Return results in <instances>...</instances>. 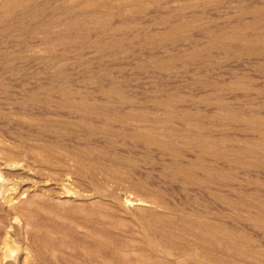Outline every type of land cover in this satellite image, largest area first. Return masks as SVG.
<instances>
[{"label":"rangeland","instance_id":"1","mask_svg":"<svg viewBox=\"0 0 264 264\" xmlns=\"http://www.w3.org/2000/svg\"><path fill=\"white\" fill-rule=\"evenodd\" d=\"M7 1L0 264H264V0Z\"/></svg>","mask_w":264,"mask_h":264},{"label":"bare ground","instance_id":"2","mask_svg":"<svg viewBox=\"0 0 264 264\" xmlns=\"http://www.w3.org/2000/svg\"><path fill=\"white\" fill-rule=\"evenodd\" d=\"M11 1H13V0H10V3H11ZM14 1H16V3H17V1L19 2V0H14ZM7 2H8V1H7ZM22 2H23V1H22ZM8 3H9V2H8ZM10 3H9V4H10ZM13 3H15V2H12L11 4L14 5ZM20 4H21V3H20ZM9 6H10V5H9ZM14 6H15V5H14ZM14 6H13V7H14ZM16 7H17V6H16ZM243 12H244V11H243ZM246 12H247V11H246ZM248 12H249V11H248ZM255 14H256V13H255ZM248 16H249V15H248ZM262 21H263V20H262ZM192 22H194V21H192ZM166 23H167V22H166ZM181 24H182V23H181ZM174 25H175V24H174ZM183 25H184V24H183ZM171 26H173V25L171 24ZM191 26H192V25H191ZM193 26H194V25H193ZM244 26H245V25H244ZM240 27H241V26H240ZM245 27H246V26H245ZM255 27H256V26H255ZM172 28H174V27H172ZM176 28H177V27H176ZM184 28H185V27H184ZM184 28H183V30H184ZM119 29H120V28H119ZM121 29H122V28H121ZM240 29H241V28H240ZM240 29H239V30H240ZM242 29H243V28H242ZM248 29H249V28H248ZM177 30H178V29H177ZM113 31H114V30H113ZM180 31H181V29H180ZM249 31H250V30H249ZM169 32H171V31H169ZM169 32H168V33H169ZM171 34H172V33H171ZM175 34H178V33H175ZM217 37H218V36H217ZM222 38H223V37H222ZM224 38H225V37H224ZM211 39H212V38H211ZM214 39H215V37H214ZM220 39H221V38H220ZM218 40H219V38H218ZM158 41H160V40H158ZM221 41H222V40H221ZM248 41H249V40H248ZM224 42H225V41H224ZM262 42H263V41H262ZM159 43H160V42H158V44H159ZM212 43H213V42H212ZM160 44H161V43H160ZM213 44H215V43H213ZM262 44H263V43H262ZM224 45H225V44H224ZM213 47H214V46H213ZM217 47L220 48L221 46H217ZM217 47H214V49L217 48ZM263 47H264V46H263ZM210 48H211V47H210ZM210 48H209V49H210ZM221 48H222V47H221ZM226 48H227V47H226ZM226 48H225V49H226ZM207 49H208V48H207ZM207 51H208V50H207ZM181 56H182V55H181ZM183 56H184V55H183ZM183 56H182V57H183ZM186 56H188V55H186ZM251 56H252V55H251ZM179 57H180V56H179ZM173 58H174V57H173ZM185 58H186V57H185ZM179 59H180V58H179ZM183 59H184V57H183ZM166 60H167V59H166ZM173 60H174V59H173ZM159 61H160V60H159ZM176 61H177V60H176ZM161 62H162V60H161ZM166 63H167V62H166ZM163 64H165V63H163ZM165 65H166V64H165ZM160 66H161V65H160ZM167 66H168V65H167ZM165 67H166V66H165ZM165 67H164V68H165ZM238 80H239V79H238ZM237 83H238V82H237ZM242 83H243V82H242ZM115 86H116V85H115ZM241 86H242V85H241ZM117 87H119V86H117ZM113 88H114V87H113ZM113 88H111V89H113ZM120 89H121V88H120ZM113 90H114V89H113ZM121 90H122V89H121ZM236 90H237V89H236ZM116 91H117V90H116ZM63 92H64V90H63ZM117 92H118V91H117ZM117 92H116V95H118ZM121 92H122V91H121ZM114 93H115V91H113V94H114ZM119 95H120V94H119ZM112 96H113V95H112ZM123 97H124V95L121 96V100H122ZM118 98H120V97H118ZM125 98H127V97H125ZM127 99H128V98H127ZM83 100H84V99H83ZM129 100L132 101L131 99H129ZM218 100H219V99H218ZM69 101H70V100H69ZM69 101H68V102H69ZM168 102H169V101H168ZM168 102H164V101H163V103L166 104V105H165L166 108L170 109V108H171V105H172V102H171L170 104H169ZM124 103H125V102H124ZM124 103H122V104H124ZM128 103H129V102H128ZM130 103H131V102H130ZM158 103H159V102H158ZM167 103H168L169 105H167ZM219 103H220V102H219ZM79 104H81V103H79ZM82 104H83V103H82ZM87 104H88V103H87ZM133 104H135V103H133ZM161 104H162V103H161ZM67 105H68V103H67ZM69 105H70V103H69ZM83 105H84V104H83ZM128 105H129V104H128ZM155 105H156V104H155ZM157 105H158V104H157ZM221 105H222V104H221ZM75 106H76V105H75ZM160 106H162V105H160ZM160 106H159V107H160ZM165 106H164L163 108H165ZM219 106H220V105H219ZM86 107H87V105H86ZM94 107H95V106H94ZM96 107H97V106H96ZM96 107H95V108H96ZM174 107H175V106H174ZM174 107L171 108V110H173ZM221 107H223V105H222ZM69 108H70V107H69ZM71 108H73V107H71ZM78 108H79V107H78ZM81 108H82V107H81ZM81 108H80V109H81ZM82 109H83V108H82ZM92 109H93V108H92ZM168 109H165V111H171V110H168ZM222 109H223V108H222ZM224 109H225V108H224ZM74 110H76V109H74ZM77 110H79V109H77ZM84 110H86V109H84ZM94 110H95V109H94ZM99 110H100V108H99ZM99 110H96V111H99ZM134 110H135V109H134ZM82 111H83V110H82ZM87 111H88V109H87ZM96 111H95V112H96ZM132 111H133V110H132ZM132 111H131V113H132ZM223 111H225V110H223ZM223 111H222V112H223ZM172 112H173V111H172ZM228 112H229V111H228ZM230 112H231V111H230ZM138 113H139V112H138ZM138 113H137V114H138ZM232 113H233V112H232ZM132 114H133V116L129 115V116H131V118L134 117V113H132ZM140 114H141V110H140ZM168 114H169V113H168ZM170 114H171V113H170ZM170 114H169V115H170ZM221 114H222V113H221ZM143 115H144V113H143ZM171 115H172V114H171ZM227 115H230V114L227 113L226 116H227ZM243 115H244V114H242V116H243ZM121 116H122V115H121ZM136 116H137V115H136ZM138 116H139V114H138ZM224 117H225V116H224ZM224 117H223V118H224ZM229 117H230V116H229ZM238 117H239V115H238ZM120 118H121V117H120ZM129 118H130V117H129ZM138 118H139V117H138ZM243 118H244V117H243ZM243 118H242V119H243ZM247 118H248V116H247ZM118 119H119V117H118ZM122 119H124V117H123ZM122 119H121V120H122ZM143 119H144V118H143ZM145 119H146V118H145ZM227 119H228V118H227ZM248 119H249V118H248ZM240 120H241V119H240ZM250 120H251V119L248 120V123H250V122H249ZM253 120H254V119L252 118L251 121H253ZM257 120H258V119H257ZM260 120H261V119H260ZM126 121H127V120H126ZM235 121H236V120H235ZM254 121H255V120H254ZM124 122H125V120H124ZM132 122H133V121H132ZM237 122H241V121H237ZM255 122L257 123V121H255ZM255 122H254V123H255ZM241 123H243V122H241ZM245 123H246V122H245ZM258 123H259V121H258ZM261 123H262V122H261ZM252 124H253V123H252ZM166 125H167V124H166ZM256 125H258V124H256ZM256 125H254V126L256 127ZM263 125H264V123H262V126H263ZM260 126H261V125H259V127H260ZM250 127H251V126H250ZM263 127H264V126H263ZM52 128H53V127H52ZM98 128H99V127H98ZM132 128H134V127H132ZM252 128H253V127H252ZM261 128H262V127H261ZM261 128H260V129H261ZM53 129H54V128H53ZM91 129H92V128H91ZM103 129H104V128H103ZM134 129H135V128H134ZM257 129H258V128H257ZM104 130H105V129H104ZM130 130H131V129H130ZM135 130H136V129H135ZM251 130H252V129H251ZM262 130L264 131L263 128H262ZM97 131H98V130H97ZM108 131H109V130H108ZM112 131H113V130H112ZM131 131H132V130H131ZM145 131H146V130H145ZM253 131H254V132H253ZM253 131H252V133H255V130H253ZM259 131H260V130H259ZM62 132H63V131H62ZM113 132H114V131H113ZM148 132H149V131H147L146 133H148ZM261 132H262V131H261ZM127 133H128V132H127ZM143 133H144V132H143ZM146 133H145V134H146ZM245 133H246V132H245ZM262 133H263V132H262ZM110 134H111V133H110ZM110 134H109V135H110ZM137 134H138V133H137ZM145 134H144V135H145ZM149 134H151V136H154V135H152V132H151V133H148V136L150 137ZM163 134H164V133H163ZM114 135H116V134H114ZM262 135H263V136L260 135V137H262V139H261V140H262V143H261V144L263 145V144H264V134H262ZM141 136H142V135H141ZM146 136H147V135H145V138H146ZM112 137H113V136H112ZM139 137H140V136H139ZM154 137H155V136H154ZM188 137H189V136H188ZM136 138H137V137H136ZM142 138H143V137H142ZM189 138H190V137H189ZM253 138H254V137H253ZM109 139H110V138H109ZM138 139H139V138H138ZM146 139H147V138H146ZM258 139H259V138H258ZM153 140H154V139H153ZM164 140H165V139H164ZM167 140H168V139H167ZM170 140H171V139H170ZM170 140H169V141H170ZM172 140H173V138H172ZM172 140H171V141H172ZM212 140H213V139H212ZM215 140H216V139H215ZM221 140H223V139H221ZM221 140H220V142H221ZM202 141H203V139H202ZM216 141H217V140H216ZM224 141H225V140H224ZM141 142H142V141H141ZM153 142H154V141H153ZM197 142H199V141H197ZM203 142H204V141H203ZM206 142H208V141H206ZM250 142H251V141H250ZM250 142H249V143H250ZM189 143H191V142H189ZM200 143H201V142H200ZM200 143H198V144H200ZM218 143H219V142H218ZM223 143H224V142H223ZM251 143H252V146H254V145H253V142H251ZM251 143H250V144H251ZM163 144H164V143H162V145H163ZM173 144H175V143H173ZM208 144H209V143H208ZM213 144H214V143H213ZM250 144H248V145H250ZM162 145H161V146H162ZM186 145H187V144H186ZM193 145H194V144H193ZM203 145H206V144L203 143ZM218 145H219V144H218ZM248 145H247V146H248ZM262 145H261V146H262ZM171 146H172V145H171ZM214 146H215V145H214ZM222 146H223V145H222ZM247 146H246V147H247ZM250 146H251V145H250ZM261 146H260V147H261ZM150 147H151V146H150ZM153 147H154V145H153ZM155 147H156V146H155ZM263 147H264V146H262V147L260 148V150H261V152H262V149H263V153H264V148H263ZM161 148H162V147H161ZM164 148H165V147H164ZM170 148H171V147H170ZM190 148H191V147H190ZM196 148H197V147H196ZM247 148H248V147H247ZM177 149L179 150L178 146H177ZM191 149H192V148H191ZM245 149H246V148H245ZM252 149H253V148H252ZM254 149H255V148H254ZM168 150H169V148H168ZM198 150H199V149H198ZM215 150H216V149H215ZM235 150H236V149H235ZM243 150H244V149H243ZM248 150H249V148H248ZM172 151H173V150H171V152H172ZM175 151H177V150H175ZM206 151H207V149H206ZM211 151H213V150L211 149ZM217 151H218V150H217ZM222 151H223V150H222ZM222 151H221V152H222ZM224 151H225V150H224ZM238 151H239V150H238ZM241 151H242V150H241ZM249 151H250V150H249ZM253 151H254V150H253ZM253 151H252V152H253ZM255 151H256V150H255ZM179 152H180V151H179ZM201 152H202V151H201ZM204 152H205V151H204ZM215 152H216V151H215ZM250 152H251V151H250ZM206 153H207V152H205V154H206ZM231 153H232V151H231ZM233 153H235V151H234ZM248 153H249V152H248ZM93 154H94V153H93ZM203 154H204V153H203ZM224 154H225V153H224ZM229 154H230V152H229ZM229 154H228V155H229ZM242 154H243V153H242ZM245 154H246V153H245ZM254 154H255V153H254ZM174 155H175V154H174ZM215 155H216V154H215ZM80 156H81V155H80ZM85 156H86V155H85ZM200 156H201V154H200ZM203 156H204V155H203ZM217 156H219V155H217ZM237 156H238V153H237ZM245 156L249 157L248 155H243V158H244ZM250 156H251V155H250ZM254 156H255V155H254ZM78 157H79V156H78ZM94 157H95V156H94ZM170 157H171V155H170ZM174 157L177 158L176 156H174ZM223 157H224V156H223ZM238 157H239V156H238ZM240 157H241V156H240ZM261 157H262V156H261ZM263 157H264V156H263ZM218 158H220V157H218ZM221 158H222V157H221ZM226 158H227V157H226ZM228 158H229V157H228ZM252 158H253V156H252L251 158L249 157V159H251V160H252ZM78 159H79V158H78ZM87 159H88V158H87ZM207 159H209V158H207ZM240 159H242V158H240ZM246 159H247V158H246ZM249 159H247V160H249ZM82 160H83V159H82ZM82 160H81V161H82ZM181 160H182V159H181ZM199 160H200V159H199ZM199 160H197V161H199ZM209 160H210V159H209ZM230 160H231V159H230ZM233 160H234V159H233ZM235 160H238V159H235ZM235 160H234V161H235ZM247 160H246V161H247ZM83 161H84V160H83ZM194 161H195V160H194ZM194 161H193V162H194ZM214 161H215V160H214ZM239 161H240V160H239ZM244 161H245V159L243 160V162H244ZM246 161H245L244 163H246ZM249 161H250V160H249ZM183 162H184V161H183ZM201 162H203V161H201ZM224 162H225V160H224ZM261 162H262V161H261ZM261 162H260V163H261ZM85 163H86V161H85ZM248 163H249V162H248ZM252 163H253V162H252ZM255 163H257V161H256ZM255 163H254V166H255ZM260 163H258V164H260ZM82 164H83V163H82ZM170 164L172 165L173 163H170ZM194 164H196V163H194ZM234 164H236V163H234ZM238 164H239V163H238ZM242 164H243V163H242ZM246 164H247V163H246ZM249 164H250V163H249ZM178 165H180V164H178ZM209 165H211V164L209 163ZM213 165H214V164H213ZM239 165H241V164H239ZM239 165H238V166H239ZM244 165H245V164H244ZM187 166H188V165H187ZM191 166H192V165H191ZM203 166H204V165H203ZM203 166H202V167H203ZM216 166H217V165H216ZM246 166H247V165H246ZM87 167H88V166H87ZM171 167H172V166H171ZM185 167H186V166H185ZM226 167H227V166H226ZM249 167H250V166H249ZM252 167H253V165H252ZM263 167H264V166H263ZM263 167H262V168H263ZM172 168H173V167H172ZM174 168H175V166H174ZM181 168H182V167H181ZM194 168H195V167H194ZM197 168H198V167H197ZM197 168H196V169H197ZM242 168H243V167H242ZM246 168H247V167H246ZM166 169H167V168H166ZM178 169L181 170L180 168H178ZM196 169H195V170H196ZM202 169H203V168H202ZM211 169H212V167H211ZM213 169L215 170L216 168H213ZM220 169H221V168H220ZM231 169H232V168H231ZM247 169H248V168H247ZM253 169H256V166H255V168H253ZM184 170H185V169H184ZM186 170H187V169H186ZM186 170H185V171H186ZM198 170H199V169H198ZM216 170H217V169H216ZM260 170H261V169H260ZM263 170H264V169H263ZM185 171H184V173H186ZM190 171H191V170H190ZM257 171H258V170H257ZM174 172H175V171H174ZM187 172H188V171H187ZM196 172H198V171H196ZM196 172H195V173H196ZM199 172H200V171H199ZM204 172H205V171H204ZM260 172H261V171H260ZM171 173H172V172H171ZM178 173H179V172H178ZM182 173H183V171H182ZM188 173H189V172H188ZM192 173H193V172H192ZM201 173H202V172H201ZM173 174H174V173H173ZM175 174H176V173H175ZM179 174H181V173H179ZM198 174H199V173H198ZM216 174H217V173H216ZM219 174H220V173H219ZM185 175L189 176V174H187V173H186ZM190 175H191V174H190ZM210 175H211V174H210ZM179 176H180V175H179ZM191 176H192V175H191ZM193 176H194V175H193ZM195 176H196V175H195ZM177 177H178V176H177ZM207 177H208V176H207ZM210 177H211V176H210ZM217 177H219V176L217 175ZM228 177H229V176H228ZM181 178H182V177H181ZM185 178H186V177H185ZM213 178H214V177H213ZM215 179H216V178H215ZM215 179H214V180H215ZM223 179H224V178H223ZM230 179H232V178H230ZM186 180H187V179H186ZM199 180H200V179H199ZM228 180H229V179H228ZM201 181H203V180H201ZM220 181H221V180H220ZM229 181H230V180H229ZM235 181H236V180H235ZM254 181H255V180H254ZM194 182H195V181H194ZM207 182H209V181H207ZM256 182H257V181H256ZM262 182H263V181H262ZM205 183H206V181H205ZM251 183H252V182H251ZM254 183H255V182H254ZM190 184H191V182H190ZM196 184H198V183L196 182ZM212 184H213V183H212ZM262 184H263V183H262ZM262 184H261L260 186H263ZM233 185H234V184H233ZM249 185H250V184H249ZM251 186H253V185L251 184ZM256 186H257V185H256ZM232 188H233V187H232ZM235 188H236V187H235ZM262 188H263V187H262ZM253 191H254V190H253ZM255 191H256V190H255ZM255 191H254V192H255ZM263 192H264V191H263ZM243 196H244V195H243ZM247 196H248V195H247ZM218 197H219V196H218ZM222 198H224V197L222 196ZM226 198H227V197H226ZM241 198H242V197H241ZM239 199H240V198H239ZM247 199H248V198H247ZM218 200H219V199H218ZM228 200H229V199H228ZM228 200H227V201H228ZM261 200H262V199H261ZM221 201H222V200H221ZM224 201H225V200H224ZM253 201H254V200H253ZM263 201H264V200H263ZM238 202H239V201H238ZM238 202H237V203H238ZM256 202H257V201H256ZM247 203H248V202H247ZM263 203H264V202H263ZM229 204H230V203H229ZM234 204H235V203H234ZM241 204H242V203H241ZM255 204H256V203H255ZM260 204H261V203H260ZM237 205H238V204H237ZM250 205H251V204H250ZM258 205H259V204H258ZM235 206H236V205H235ZM243 206H244V205H243ZM261 206H262V205H261ZM263 206H264V205H263ZM236 207H237V206H236ZM236 207H235V208H236ZM239 207H240V206H239ZM247 207H248V206H247ZM240 208H241V207H240ZM249 208H250V207H249ZM252 208H253V207H252ZM250 209H251V208H250ZM254 209H255V208H254ZM256 209H257V207H256ZM246 210H247V209H246ZM248 211H249V210H248ZM246 212H247V211H246ZM250 212H251V211H250ZM252 212H253V211H252ZM252 212H251V213H252ZM263 214H264V213H263ZM260 215H261V214H260ZM260 215H259V216H260ZM253 216H254V215H253ZM250 217H251V216H250ZM261 217H262V216H261ZM248 218H249V217H248ZM254 218H255V217H254ZM258 219H260V218H258ZM261 219H262V218H261ZM252 220H253V219H252ZM254 220H255V219H254ZM261 222H262V220H261ZM203 226H204V225H203ZM208 227H209V226H208ZM213 228H214V227H213ZM205 229H206V228H205ZM207 229H208V228H207ZM215 229H216V228H215ZM208 230H209V229H208ZM224 230H225V229H224ZM201 231H202V230H201ZM209 231H210V230H209ZM214 231H215V230H214ZM204 232H205V231H204ZM211 232H212V231H211ZM225 232H226V231H225ZM214 238H215V237H214ZM220 238H221V237H220ZM199 239H200V238H199ZM228 239H229V238H228ZM224 241H225V240H224ZM201 242H202V241H201ZM219 242H221L220 239H219ZM228 242H229V247H227V244H228V243H227V244H224L225 246H223V243H226V242H223V243H222V246H223V247H226V250H227V248H233V247L235 246V245H234L233 247H230V242L232 243V241H228ZM206 243H207V242H206ZM236 243H237V242H236ZM240 243H241V242H240ZM241 244H242V243H241ZM236 245H238V244H236ZM239 245H240V244H239ZM244 245H245V244H244ZM244 245H243V246H244ZM218 246H220L219 243H218ZM222 246H220V248H221ZM231 246H232V245H231ZM213 247H214V246H213V244H212V248H213ZM235 247H236V246H235ZM245 247H246V246H245ZM245 247H244V248H245ZM236 248H239V247H236ZM241 248H242V245H241ZM214 250H215V247H214ZM228 250H230V249H228ZM238 250H239V249H238ZM238 250L235 249V251H236L235 253H237ZM230 251H231V250H230ZM230 251H229V252H230ZM232 251H234V250H232ZM239 251H240V250H239ZM239 251H238V253H239ZM245 251L247 252L246 249H245ZM253 251H254V250H253ZM257 251H258V250H257ZM240 252H243V254H244V250H243V248H242V250H241ZM258 252H259V251H258ZM211 253H212V252H211ZM225 253H226V252H225ZM231 253H232V252H231ZM231 253H230V254H231ZM238 253H237V254H238ZM262 253H263V252H262ZM206 254H207V253H206ZM246 254H247V253H246ZM250 254H251V253H250ZM250 254H249V255H250ZM213 255H214V254H213ZM226 255H227V254H226ZM240 255H242V254H240ZM252 255H253V254H252ZM215 256H216V255H215ZM227 256H228V255H227ZM229 256H231V255H229ZM204 257H205V256H204ZM243 257H244V256L242 255V258H243ZM252 257H260V256H255V254H254V256H252ZM205 258H206V257H205ZM212 258H214V256H213ZM218 258H219V257H218ZM218 258H217V259H218ZM244 258H246V257H244ZM206 259H207V258H206ZM208 259H210V258H208ZM208 259H207V260H208ZM219 259H220V258H219ZM229 259H230V258H229ZM257 259H258V258H257ZM212 260H214V259H212ZM215 260H216V259H215ZM221 260H222V259H221ZM245 260H246V259H245ZM247 260H248V258H247ZM253 260H254V259H253ZM259 260H261V259H259ZM209 261H210V260H209ZM222 261H223V260H222ZM216 262H217V261H216ZM216 262H215V263H216ZM250 262H251V261H250ZM220 263H222V262H219V264H220ZM256 263H257V262H256ZM258 263H259V261H258ZM258 263H257V264H258ZM260 263H261V262H260ZM260 263H259V264H260ZM209 264H210V263H209ZM211 264H212V263H211ZM224 264H226V263H224ZM254 264H255V263H254Z\"/></svg>","mask_w":264,"mask_h":264}]
</instances>
